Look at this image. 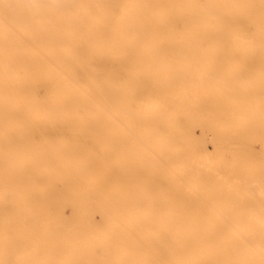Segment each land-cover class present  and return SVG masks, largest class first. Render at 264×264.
Instances as JSON below:
<instances>
[{"label": "bare ground", "instance_id": "obj_1", "mask_svg": "<svg viewBox=\"0 0 264 264\" xmlns=\"http://www.w3.org/2000/svg\"><path fill=\"white\" fill-rule=\"evenodd\" d=\"M207 45L227 47L225 63L256 53L264 58L258 49L264 47V0H0V264L18 252L27 264L52 258L71 264L75 254L53 252L96 247L117 252L118 264H264V220H190L229 217L234 206L190 211V95L207 90L210 76L207 63L191 72L190 57ZM223 69L217 78L236 74ZM213 84L230 90L228 82ZM98 123L135 126L131 132L142 143L145 126L166 127L147 149L176 176L175 186L156 191L158 214L134 201L141 214L158 219H128V204H115V212L106 204H74L66 228L58 225L61 206L71 201L57 181L66 192L84 186L95 198L93 187L110 176L103 161L115 154L113 144L104 139L97 154L91 131L24 128ZM85 142L88 150H69L70 143ZM136 157L144 169L143 156ZM40 180L52 198L36 199ZM54 200L61 201L51 211ZM94 210L101 212L98 224L91 222ZM257 214L264 216H244ZM100 259L94 264L112 263Z\"/></svg>", "mask_w": 264, "mask_h": 264}, {"label": "rangeland", "instance_id": "obj_2", "mask_svg": "<svg viewBox=\"0 0 264 264\" xmlns=\"http://www.w3.org/2000/svg\"><path fill=\"white\" fill-rule=\"evenodd\" d=\"M200 49L204 52L190 57V71H197L200 65L207 63L210 76L209 81L205 83L207 90L197 89L193 93L190 91L191 95L194 94L190 95V211L193 207H199L202 208V212L211 213L215 211L213 208L203 207L212 203L215 205L228 203L234 205L232 208H228V212L243 215L231 214L229 217H210L204 214L201 217H190V220H264V216L258 214L244 216V214L250 213H264L263 55L256 53L250 58L235 56L225 63L222 52L228 50L227 47L207 45L202 46ZM258 49L264 53V47ZM216 50L218 51L216 55L210 53V51ZM225 66H228L230 72L236 74L230 73L228 76L217 78V75L224 71ZM216 79L228 82L230 90L225 91L220 86L213 84ZM174 83H178V81L174 80ZM219 89H222V94H217ZM165 128V126L160 125L145 126L143 128L145 131L142 132L144 143L131 132L137 131V127H128L121 123L112 125L98 123L86 127L66 125L57 128H24V130L32 131L43 129L91 131L95 135L94 152L97 154L100 153V144L104 139L113 144L115 154L108 155V158L103 161V167L106 172L110 173V176L108 175L109 178L102 180V187L98 182L93 187L95 198L89 199L91 197L88 194L90 189H85L84 186L80 191L73 189L66 192L68 186L61 180L57 181L56 188L61 196H69L68 198L71 201L61 206V213H59L62 221H59L58 225L66 228V223L63 221L72 218L74 204L80 207H93L95 203L106 204L110 206L113 212H115V204H121V206L128 204L130 205L129 208H126L130 212L128 219H158L156 215L152 216L153 214H146V216L141 214L140 207L135 205L134 201L148 205L144 212L150 213L153 211L152 213L158 214L162 208L156 199V191L158 192L159 189L171 190L175 186L176 176L169 171V168L161 164V160L157 156L151 154L152 152L147 149V145L151 143H154L155 146L158 144L157 135L160 132H165ZM58 139L60 138L55 136L52 140L56 141ZM69 145L70 151L88 150L86 142L78 145L70 143ZM131 149L132 151H130ZM137 155L143 156L142 162L144 163L142 165H144V169H141L139 162H136ZM39 164L35 163V165ZM31 169L33 167L28 170ZM100 170L99 164L96 165V168H94L95 173ZM145 170L152 172V174L150 176L145 175ZM17 180L20 182L19 179ZM20 183L25 187L28 186V181L22 180ZM37 184L40 189L35 195L38 196L36 199L47 200L52 198V188L40 185L44 184L42 180ZM126 185L128 190L124 191ZM145 192L150 197L146 194V198ZM70 193L71 195H68ZM128 197L134 199L128 202ZM57 200L48 204L51 211L57 209L59 201H61L57 202ZM220 210L223 211L224 209L220 208ZM90 215L92 224L101 222V212L94 210ZM117 219H125V217L119 216ZM79 223L81 227H85L83 221H79ZM96 250L97 252L53 253L64 257L75 254V258L70 257L72 259L71 264H94L96 261L99 262L100 258L110 259L111 264L119 263L115 256L117 252H98V247H96ZM17 254L16 256H8L5 263L27 264L26 259L19 257ZM92 255L97 258H92ZM29 261H31V258H29ZM154 261L159 262L158 259H154ZM50 263L58 264L56 258H52Z\"/></svg>", "mask_w": 264, "mask_h": 264}]
</instances>
